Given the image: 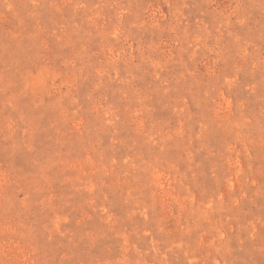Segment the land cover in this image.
<instances>
[{
	"label": "rangeland",
	"instance_id": "1",
	"mask_svg": "<svg viewBox=\"0 0 264 264\" xmlns=\"http://www.w3.org/2000/svg\"><path fill=\"white\" fill-rule=\"evenodd\" d=\"M0 264H264V0H0Z\"/></svg>",
	"mask_w": 264,
	"mask_h": 264
}]
</instances>
